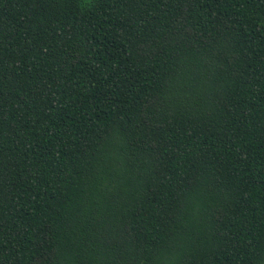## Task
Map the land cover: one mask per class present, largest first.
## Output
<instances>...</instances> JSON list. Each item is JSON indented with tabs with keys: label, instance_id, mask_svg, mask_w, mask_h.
Segmentation results:
<instances>
[{
	"label": "trees",
	"instance_id": "obj_1",
	"mask_svg": "<svg viewBox=\"0 0 264 264\" xmlns=\"http://www.w3.org/2000/svg\"><path fill=\"white\" fill-rule=\"evenodd\" d=\"M0 264H264V0H0Z\"/></svg>",
	"mask_w": 264,
	"mask_h": 264
}]
</instances>
